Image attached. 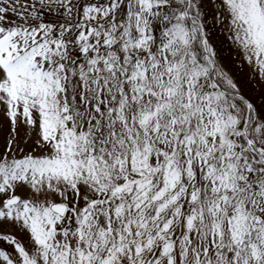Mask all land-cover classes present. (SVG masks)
<instances>
[{"label": "snow or ice", "instance_id": "1", "mask_svg": "<svg viewBox=\"0 0 264 264\" xmlns=\"http://www.w3.org/2000/svg\"><path fill=\"white\" fill-rule=\"evenodd\" d=\"M0 264H264V0H0Z\"/></svg>", "mask_w": 264, "mask_h": 264}]
</instances>
